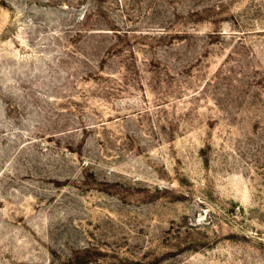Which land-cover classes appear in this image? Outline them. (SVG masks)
Here are the masks:
<instances>
[{"label":"rangeland","instance_id":"1","mask_svg":"<svg viewBox=\"0 0 264 264\" xmlns=\"http://www.w3.org/2000/svg\"><path fill=\"white\" fill-rule=\"evenodd\" d=\"M0 264H264V0H0Z\"/></svg>","mask_w":264,"mask_h":264}]
</instances>
